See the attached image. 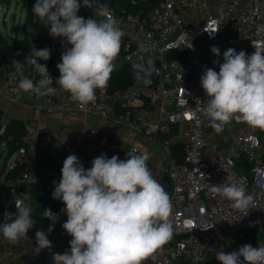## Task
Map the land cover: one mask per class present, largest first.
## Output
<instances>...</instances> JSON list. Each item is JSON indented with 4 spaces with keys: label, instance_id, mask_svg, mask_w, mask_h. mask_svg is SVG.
<instances>
[{
    "label": "built area",
    "instance_id": "2783aa9c",
    "mask_svg": "<svg viewBox=\"0 0 264 264\" xmlns=\"http://www.w3.org/2000/svg\"><path fill=\"white\" fill-rule=\"evenodd\" d=\"M130 1L138 6L135 12L111 9L124 36L115 70L106 88L96 90L94 102L73 101L55 81L60 76L56 65L70 45L64 38L52 37L35 14L23 38L28 33L30 38L53 40L42 44L32 39L31 48L18 50L11 61L19 60L24 75L36 80L35 49H51L50 59L37 62L47 66L55 92L37 97L18 90L20 77L15 69L0 64V158H4L0 207L5 208H0V225L16 214L18 203L36 207L39 172L49 171L58 183L68 155H76L87 170L101 154L124 160L134 148L139 153L130 138L143 136L170 160L167 192L174 229L155 260L143 264H220L215 254L232 252L233 240L250 228L258 235L253 246L264 245V130L233 120L216 133L204 115L207 97L200 84L206 68L219 72V64L212 62L222 63L226 49L251 55L254 46L264 45V0ZM94 15L91 8L78 13L85 19ZM188 40L194 50L187 47ZM212 46L220 49V57L211 52ZM125 66L131 71L127 83L117 73ZM13 119L23 123L20 134ZM175 142L184 147L181 161L173 154ZM43 156L55 165L41 164ZM227 176L243 182L254 196L255 207L248 209L247 216L211 193L210 184L224 183ZM66 219V214H60L48 234L52 247L39 254L33 251L35 233L14 243L21 251L18 257L3 246L0 235V264H53V253L70 248L72 237L62 228Z\"/></svg>",
    "mask_w": 264,
    "mask_h": 264
},
{
    "label": "clouds",
    "instance_id": "9594fccd",
    "mask_svg": "<svg viewBox=\"0 0 264 264\" xmlns=\"http://www.w3.org/2000/svg\"><path fill=\"white\" fill-rule=\"evenodd\" d=\"M82 6L91 8L94 18L78 16ZM32 12L52 37L64 38L70 45L64 48L61 62L56 65L60 76L55 81L73 101L85 105L94 102L96 90L106 88L115 70L124 36L109 5L98 0H36ZM186 45L193 49L190 40ZM254 47L251 55L226 49L222 63L212 62L219 64V72L206 68L201 76L200 84L207 97L204 115L216 133L233 120L264 130V45ZM210 50L220 57L217 46ZM34 54L39 75L36 80L24 75L25 66L19 60L12 62L20 77L18 90L37 97L49 96L55 92L53 77L47 66L37 61L50 59L51 49H35ZM149 158L147 152L138 153L135 148L127 152L124 160L101 154L86 170L76 155H68L60 181H53L52 192V198L60 200L64 207L60 213L50 208L43 210L44 218L52 223L47 232L36 231L34 253L52 247L48 234L60 214H66L62 228L72 237L70 248L63 254L53 253V264H143L150 258L155 260L157 251L172 239L174 229L170 222L171 198L148 168ZM210 191L231 202V207L244 216L250 207H255L254 196L245 184L229 176L224 183L210 184ZM16 209L14 218L0 225V235L13 244L28 236L35 224L29 205L18 203ZM215 259L220 264H264V245L254 247L248 243L236 251L221 250Z\"/></svg>",
    "mask_w": 264,
    "mask_h": 264
},
{
    "label": "trees",
    "instance_id": "16d2710c",
    "mask_svg": "<svg viewBox=\"0 0 264 264\" xmlns=\"http://www.w3.org/2000/svg\"><path fill=\"white\" fill-rule=\"evenodd\" d=\"M78 2L82 3V0H78ZM99 3H105L109 5L110 9L116 10L119 7H124L131 12H135L138 9V6H135L131 3L130 0H98ZM36 3V0H25L26 7V17H25V28L28 27V24L31 21L33 6ZM86 9V7H81L79 10V14L81 15ZM28 35V33H27ZM26 35L25 38L19 39L15 41V43H8L7 40L4 39L1 30H0V64L3 63L6 66V69L9 70L12 67L11 57L15 54L16 49L21 46V50L28 51L31 48V40L37 39L42 42V44H46L53 39L46 36H33L32 38ZM2 72V71H1ZM117 73H120L118 77H124V82L131 81V71L128 66H125L123 69H119ZM117 74V75H118ZM121 81V79H120ZM11 123H14L15 129H17L18 134L21 133L23 128V123L20 120L13 119ZM173 154L177 158L178 161H181L184 157V147L181 143L175 142L172 145ZM49 162L50 164H54L51 158H47L43 156L41 159V164H45ZM148 168L151 169V165L147 162ZM55 165V164H54ZM54 191L53 179L52 175L49 171L47 172H39L37 175V181L35 183V199L37 200L36 207L32 210V218L35 220L34 228L30 229L28 233H36L37 230H45L52 223L47 218L43 216V210L50 208L53 213H60V209L64 207L63 203L60 200H54L52 198V192ZM2 211H4L3 207H0ZM14 218V216L12 217ZM257 232L255 229L250 228L245 230L242 236H237L231 245L232 251H236L243 244H254L257 240Z\"/></svg>",
    "mask_w": 264,
    "mask_h": 264
},
{
    "label": "rangeland",
    "instance_id": "374dc122",
    "mask_svg": "<svg viewBox=\"0 0 264 264\" xmlns=\"http://www.w3.org/2000/svg\"><path fill=\"white\" fill-rule=\"evenodd\" d=\"M24 3L25 0H0V30L8 43H15L24 37L27 10ZM20 49L21 46L16 49V52ZM3 164L4 158L2 157L0 158V173ZM35 203H37L36 200Z\"/></svg>",
    "mask_w": 264,
    "mask_h": 264
},
{
    "label": "crops",
    "instance_id": "0c3cea01",
    "mask_svg": "<svg viewBox=\"0 0 264 264\" xmlns=\"http://www.w3.org/2000/svg\"><path fill=\"white\" fill-rule=\"evenodd\" d=\"M131 142H135L140 152H147L149 154L148 162L151 165V172L153 176L165 187V182L168 180L167 169L170 166V160L162 153L161 149L155 144L151 143L143 136H136L130 138ZM167 191V188H165ZM3 246L7 247L8 250L16 257L21 255L20 249L13 243L5 240Z\"/></svg>",
    "mask_w": 264,
    "mask_h": 264
},
{
    "label": "water",
    "instance_id": "95a60500",
    "mask_svg": "<svg viewBox=\"0 0 264 264\" xmlns=\"http://www.w3.org/2000/svg\"><path fill=\"white\" fill-rule=\"evenodd\" d=\"M90 159V157H88V160ZM170 187V182H169V180H167L166 182H165V188H169ZM10 217H13V215L12 216H10ZM10 217H8L7 219H6V221L5 222H7L8 220H9V218Z\"/></svg>",
    "mask_w": 264,
    "mask_h": 264
}]
</instances>
